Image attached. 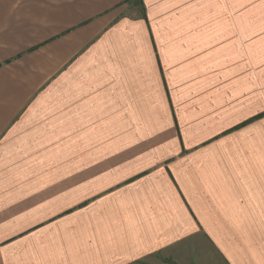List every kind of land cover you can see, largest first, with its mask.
<instances>
[{"label":"crops","instance_id":"crops-1","mask_svg":"<svg viewBox=\"0 0 264 264\" xmlns=\"http://www.w3.org/2000/svg\"><path fill=\"white\" fill-rule=\"evenodd\" d=\"M264 264V0H0V264Z\"/></svg>","mask_w":264,"mask_h":264},{"label":"snow or ice","instance_id":"snow-or-ice-1","mask_svg":"<svg viewBox=\"0 0 264 264\" xmlns=\"http://www.w3.org/2000/svg\"><path fill=\"white\" fill-rule=\"evenodd\" d=\"M131 2V0H129ZM161 252L159 250L153 251L151 249L146 250L141 254L140 258L135 260L133 264H156L157 259L161 256ZM189 264H194V262H189ZM199 264H210V262H199Z\"/></svg>","mask_w":264,"mask_h":264}]
</instances>
